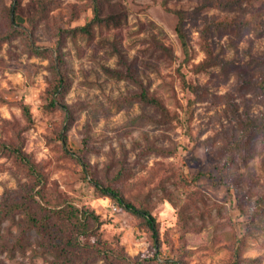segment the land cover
Listing matches in <instances>:
<instances>
[{"label": "rangeland", "instance_id": "1", "mask_svg": "<svg viewBox=\"0 0 264 264\" xmlns=\"http://www.w3.org/2000/svg\"><path fill=\"white\" fill-rule=\"evenodd\" d=\"M95 7L114 22L75 35L72 29L89 22ZM178 11L185 14L188 62L176 34ZM14 27L19 34L0 41L1 205L22 201L35 180L20 151L44 177L35 190L52 203L93 210L102 222L100 239L133 258L232 264L243 241L239 264H264L260 136L244 137L230 161L245 123L264 119V0H0V37ZM203 62L212 65L197 71ZM57 63L66 81L56 92ZM142 91L162 109L142 100ZM52 98L59 106H49ZM181 176L191 185L181 186ZM97 182L146 207L157 237L102 195ZM166 187L170 200L161 191ZM189 195L203 199L194 200L208 217L188 211L196 219L185 230L178 212ZM6 224L9 241L18 229L7 233ZM28 234L35 244L38 234ZM31 254H0V264H47Z\"/></svg>", "mask_w": 264, "mask_h": 264}, {"label": "trees", "instance_id": "2", "mask_svg": "<svg viewBox=\"0 0 264 264\" xmlns=\"http://www.w3.org/2000/svg\"><path fill=\"white\" fill-rule=\"evenodd\" d=\"M93 17L83 26H78L72 29L75 35L80 33L90 34L92 27L101 25H110L114 22V17L111 15L104 16L101 7H95L93 9ZM178 24L176 27V34L179 38L181 48L184 54L185 61L191 59V48L186 32L184 31L185 14L178 11ZM8 19L10 24L15 22V9H10L8 12ZM12 25L11 27H13ZM23 32L24 30L20 28ZM14 34H4L0 37V41H9L15 34H19L20 30H16ZM16 37V36H14ZM13 37V38H14ZM59 60V59H58ZM208 62H203L197 66V71L205 70ZM55 70L58 76V85L56 92L66 81L63 71L60 69L59 63L55 66ZM106 72L118 76L116 78L127 77L117 70L106 69ZM183 83L187 87H191L183 78ZM260 92L264 97V76L259 86ZM142 100L153 104L155 107L162 109V105L157 98L151 97L147 92L142 91L140 94ZM264 103V100H263ZM49 106H59L56 98L50 100ZM63 110L68 114V108L62 106ZM27 117H30L28 108L24 110ZM245 130L241 136V140L236 143L232 152L233 156L230 161L234 159L236 149L244 147L245 138L250 137L253 134H258L260 141L264 143V119H251L245 123ZM3 150L11 149L8 144H4L1 147ZM15 150V149H12ZM17 155L23 163L28 167V176L35 178L28 187L25 188L24 199L20 202L10 204H0V254H5L9 259H14L17 253L25 256L28 249L32 250V257H41L47 264H93L98 260L115 263V264H150L147 259L133 258L127 255L121 248L116 246L111 247L100 239V228L102 225L101 218L93 210L85 207H78L75 204L68 202L67 200L56 201L52 203L47 199L43 189L35 190L40 184H43L44 177L41 172L38 171L35 163L27 157L25 153L17 151ZM227 164H231L232 162ZM166 182H169V178H166ZM181 186L187 187L191 185L185 177L181 176L178 182ZM98 191L102 195L110 197L115 200L118 206L123 207L125 210L131 212L134 216L140 218L145 225L153 231V235L157 237L156 222L154 217L150 214L149 210L144 206H136L135 204L128 202L122 194L110 185H103L99 182L95 183ZM177 186V183L174 184ZM164 192V197L170 200V192L168 187L161 190ZM203 196V194H202ZM200 196H188L187 200L182 203L180 211L178 212V221L181 223V227L185 230L192 229L189 225L196 218L199 220H205L208 217V212L200 211L197 208L198 201L194 200ZM202 199V198H201ZM203 201V199H202ZM204 203V201H203ZM192 210L197 213V216H191L188 211ZM4 223H7V233H11V227L15 226L18 231L15 238L14 234L12 239L5 240V234L2 230ZM31 231H35L38 234L36 237V243L32 244L30 241ZM5 238V239H4ZM36 245V247H35ZM243 241H238L236 248L233 250V262L232 264H239L242 255ZM180 264L179 262H174Z\"/></svg>", "mask_w": 264, "mask_h": 264}]
</instances>
